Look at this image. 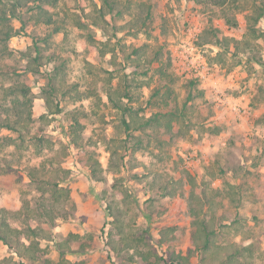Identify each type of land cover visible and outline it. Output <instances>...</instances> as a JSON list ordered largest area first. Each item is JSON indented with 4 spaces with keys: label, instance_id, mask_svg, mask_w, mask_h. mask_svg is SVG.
Wrapping results in <instances>:
<instances>
[{
    "label": "rangeland",
    "instance_id": "obj_1",
    "mask_svg": "<svg viewBox=\"0 0 264 264\" xmlns=\"http://www.w3.org/2000/svg\"><path fill=\"white\" fill-rule=\"evenodd\" d=\"M18 1V16L5 21L16 32L11 52L0 56V208L17 213L10 222L18 228L27 227L28 209L34 225L45 222L40 209L57 217L52 235L47 229L27 242L35 258L0 241V264H145L135 250L165 252L157 243L168 226L175 227L168 244L189 254L192 213L214 226L218 244H253L256 264H264V16L256 19L264 0H113L112 11L104 0H57L44 5L51 22L31 0ZM235 70L239 85L224 92L245 95L247 105L230 113L204 82ZM20 84L33 102L23 126L15 124ZM109 90L153 118L133 132L141 146L123 141ZM76 120L80 146L71 142ZM122 142L127 152L114 172L108 147ZM87 151L104 168L97 177L78 162ZM60 168L71 173L59 201L52 189ZM114 192L129 199L137 238L136 249L120 253L109 245L106 200ZM80 210H101L104 219L84 225ZM214 262L193 252L189 264Z\"/></svg>",
    "mask_w": 264,
    "mask_h": 264
},
{
    "label": "trees",
    "instance_id": "obj_2",
    "mask_svg": "<svg viewBox=\"0 0 264 264\" xmlns=\"http://www.w3.org/2000/svg\"><path fill=\"white\" fill-rule=\"evenodd\" d=\"M34 5L32 8H38V16L42 17L45 21H52V14L44 7L45 4H54L57 0H31ZM196 2H202L203 0H194ZM216 4L222 5L226 2V0H214ZM104 4L109 7L112 11L114 8L113 0H104ZM20 8V2L18 0H10L9 2H5L4 0H0V56L9 54L11 50L8 47L7 41L16 34L14 28L7 24L5 21L18 16V10ZM103 11V8L100 9ZM104 15V14H103ZM264 16V8L258 7L257 17L256 19H260ZM3 25V27H2ZM39 54V50L36 51ZM24 56H29L25 52H21ZM36 54V55H38ZM38 57V56H36ZM29 67V66H28ZM32 70V67L28 68ZM19 91L23 92L22 98L17 97L14 101V105L16 107V114L18 115V119L15 120V124L21 125L23 120L27 122L32 121L33 110H32V99L29 95L30 87L26 84H20ZM11 91L14 90L12 87L9 88ZM111 89V88H110ZM115 92L113 90L108 91L109 100L112 102L113 106L117 109H120V122L118 124V129L120 132L126 133V138L123 140L124 142L131 141L134 142L135 146H141L143 144L142 137L139 135L133 134L134 131L142 130L147 126H150L153 122V118H147L144 116H140L138 114V109H134L133 107H128L124 105L122 97L116 98ZM125 97L129 98L127 94ZM46 103L50 105V98L46 96ZM23 115L24 118H23ZM9 121V118H8ZM6 127L14 129L10 122L5 123ZM23 126V125H21ZM82 130V124L76 120L72 125V130L70 132L71 142L75 146H80V140L82 139V135L80 131ZM122 142L119 146H109L108 149L110 151V159L108 169L118 172L121 170L120 162L123 160L126 151L127 144ZM125 149V151L122 149ZM127 152V151H126ZM125 152V153H126ZM121 160V161H120ZM78 162L82 166H86L90 169L92 177H97L98 173H102L104 168L101 162L95 158L90 152H84L79 158ZM60 172H63L61 178L55 180L53 184V195L58 196V200L60 201V193L59 184L62 180L66 179L70 173V169L60 168ZM41 181V180H40ZM41 183H44L41 181ZM46 183V182H45ZM64 190L67 195L70 194V190L67 188H61L60 190ZM117 192L113 193V198L106 200L107 209L109 211V216L112 218L110 220V225L112 226V230H109L110 236L114 235V239L109 242L111 246L110 250L114 253H120L125 248H134L137 246L135 242L137 238H134V234L136 232V228L134 227V219L132 220V216L129 209V199L124 194L118 198L116 196ZM44 206V204L42 205ZM192 211V210H191ZM193 212V211H192ZM10 214V215H9ZM17 215L15 212L8 211L4 208H0V241L7 245L9 249L14 250L16 253L21 254V249H24L28 255L33 257V248L30 247L27 242L32 237L39 238L44 237L43 234L47 231L48 233H52L50 230L51 227L55 225V217L56 214H53L50 209L43 208L39 210V214L42 218H45V222L42 226L34 225L33 219L35 216H32L31 210H26V220L28 225L26 228H18L11 225L10 219L13 215ZM194 216V220L192 222L193 230H192V242L194 245L193 252H198V254L205 257V255H211V259L213 261L217 260V264H256L255 251L253 248V244L249 245H236V244H218L215 241L214 233L215 228L206 218L200 217L196 213H192ZM56 215V216H55ZM47 224V225H46ZM49 224V226H48ZM174 231L175 227H166L161 232L164 236H161L157 245H167V249L165 252L160 254L156 251L152 246L146 251H140V249L135 250L137 255L141 257V259L146 264H189L190 256L189 254H184L182 251L176 250L172 248L170 244H168L171 240L175 238H168L167 232ZM52 235V234H51ZM139 240V239H138ZM63 254L64 251H61ZM35 258V256L33 257ZM24 264V263H22ZM215 264V262H214Z\"/></svg>",
    "mask_w": 264,
    "mask_h": 264
},
{
    "label": "crops",
    "instance_id": "obj_3",
    "mask_svg": "<svg viewBox=\"0 0 264 264\" xmlns=\"http://www.w3.org/2000/svg\"><path fill=\"white\" fill-rule=\"evenodd\" d=\"M237 70L229 73L227 76L228 79H226L224 76L218 75V73H209L206 75L205 79V85L208 86L210 94L213 95V97L219 98L220 102H228V105L224 106V109L226 111L229 110L230 113H237V110L240 107H246V103H242L241 99L245 95H241V98H235L232 95L227 96L224 92L229 87L237 88L239 83H237V79L242 77L240 76L239 72H236ZM242 75H245L244 72H242ZM245 98V97H244ZM246 110V108H244ZM227 112V113H229ZM204 146V145H203ZM90 211H83L80 210L78 212V219L84 220V225L89 224L91 221L94 224L100 225L102 223V220L104 219V213L101 212V210H94L92 212ZM87 213V214H85ZM89 213V214H88ZM141 258V257H140ZM142 260V259H141ZM143 263H145L142 260ZM146 264V263H145Z\"/></svg>",
    "mask_w": 264,
    "mask_h": 264
},
{
    "label": "built area",
    "instance_id": "obj_4",
    "mask_svg": "<svg viewBox=\"0 0 264 264\" xmlns=\"http://www.w3.org/2000/svg\"><path fill=\"white\" fill-rule=\"evenodd\" d=\"M205 77H206V75H205Z\"/></svg>",
    "mask_w": 264,
    "mask_h": 264
}]
</instances>
